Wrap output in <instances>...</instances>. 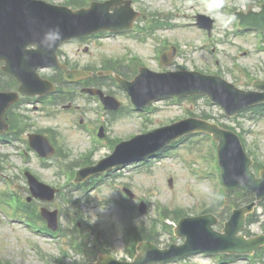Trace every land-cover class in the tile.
<instances>
[{"label": "rangeland", "instance_id": "rangeland-1", "mask_svg": "<svg viewBox=\"0 0 264 264\" xmlns=\"http://www.w3.org/2000/svg\"><path fill=\"white\" fill-rule=\"evenodd\" d=\"M51 3L64 5L66 0H46ZM256 0H233V3H238L241 7H255ZM151 8H157L162 5L163 10L170 11L174 16L173 23L180 26L185 21L183 15H177L168 1H145ZM259 2V1H258ZM153 10V9H152ZM180 14L182 11H180ZM226 21V19H223ZM221 28L219 35L216 38L225 39L226 43H212V46H204L205 36L194 29L193 27L177 28L168 38L172 43L179 45L182 56L178 60L176 66H184L186 69H197L203 72L217 73L219 72L214 65H212L211 55L209 54L211 48L215 46L218 50V55L221 58V66L223 71L219 72L228 81L236 84L241 89H251V81L245 75L246 69L252 75H263L264 56L257 54L254 51V37L248 35L245 38L235 37L229 26L224 24L217 25V31ZM215 38V39H216ZM89 48H95L93 53L88 56L80 57L76 62L83 66L99 67L105 59H113L118 66V61L129 56L127 49L137 52L141 57L143 63L150 68L157 70L159 67L155 55L154 42L137 43L125 37H117L116 39H109L106 41H92L88 44ZM83 44H69L65 46L64 52L72 56L76 51L74 48H84ZM203 48V49H200ZM243 52L252 54L247 58H243ZM236 57L237 66L232 65L236 63L233 58ZM131 58V57H129ZM238 59V60H237ZM124 66V65H123ZM127 64H125V67ZM174 69H178L175 67ZM114 92L115 96L123 105L121 114L108 112L105 114L107 127L110 131L111 140H126L133 135L144 133V130H152L175 121L181 120L188 116L183 110L191 109L196 114L204 112L210 114L215 121L219 123L233 126L238 132L243 134L247 142V149L253 151L255 156L259 157L264 163V118L260 120L249 119L247 116L238 119V122L229 121L223 117L222 109L217 105L208 104L204 99L189 100L185 99L182 103H176L169 100L151 106V112L148 116L142 113L133 112L129 104V98L123 90H119L116 86H106V90ZM105 90V91H106ZM81 106L86 105L85 102L80 101ZM28 107L31 111L34 107ZM128 107V108H127ZM94 111L97 107L94 101H91L87 107ZM100 109V108H99ZM43 113H32L31 117L35 120L37 126L44 128L57 127L62 137L59 141L65 144L72 153L71 160H76L81 154L91 150L89 145V138L87 135L75 129V121L72 114L67 112H59L54 119L45 118L41 120ZM45 116V114H44ZM95 117L92 113V118ZM99 119V118H98ZM100 120V119H99ZM207 138L204 136H192L185 141L181 146L170 150V153L162 160H156L148 165V167L133 169L127 168L115 174V177H110L107 182L101 183L96 188H87L79 191L73 190V187H67L63 191L64 194L59 195L57 200L52 204L35 203L39 211L42 206L48 207L51 210L59 211L60 226L63 231L57 235L58 244L48 240L47 238H38L30 233L28 229L23 226L22 219L18 223L10 225L0 216V260H5L11 264H83L86 261H93V257L98 253H105L103 247L97 249L96 247H87L83 252L76 251L71 247V243L64 238L77 237L86 243L85 238L89 240L88 244L95 242L98 238L96 232L101 230L104 233L103 237L111 243L104 249L109 250V255L114 256L120 261H132L127 252L126 244L124 242V232L128 228L139 227L140 225H150L152 221L159 217L158 210L161 207L173 210L175 208H182L189 216H199L211 204L215 203L219 197H216L219 192V186L214 185L213 182L205 178L198 179L191 168L183 162L184 157H190L188 163L196 164L197 167L203 166V170L216 181L219 168L217 165L216 147L211 142H205ZM195 146V147H193ZM196 149V150H195ZM110 152L109 147L100 149L95 159L102 158ZM196 156V157H195ZM194 158V159H192ZM18 160H15L17 166ZM201 165V166H200ZM206 166V167H204ZM199 168L193 171H199ZM58 169L55 167L50 170H43V182L51 186L63 185L66 178L57 176ZM19 173L17 170L11 174ZM120 173V174H119ZM11 177L14 178L13 175ZM173 178V188L169 187V179ZM12 181V179H9ZM12 182L23 186L25 189L28 185L21 178H16ZM128 185L130 189L136 194L135 200L125 199L122 188ZM3 182H0V191H4ZM18 191V190H17ZM19 193V192H18ZM23 194V192H20ZM28 194H23L26 196ZM140 200L145 201L149 208V214L144 217H139L136 210L140 204ZM124 202V204H121ZM11 203H13L11 201ZM16 209V206H15ZM83 227L76 229L75 215ZM260 220H264V210L258 211ZM13 215V214H12ZM8 217H12L8 215ZM166 229L158 230L157 245L162 248H168L172 243L181 244L184 239H176L173 233H168L169 227H175L177 221L169 219L165 221ZM65 226H69L72 231L67 233ZM40 227V226H39ZM70 235V236H69ZM30 240H35V250L31 249L29 245ZM104 244L105 240H104ZM93 251V252H92ZM92 252V254H91ZM95 253V255L93 254ZM62 260L59 261V260ZM202 258L192 257L185 262H177L170 264H200ZM210 263V259H204ZM85 261V262H84ZM87 264V263H85ZM211 264H218L216 260H212ZM235 264H250L247 261H239Z\"/></svg>", "mask_w": 264, "mask_h": 264}, {"label": "water", "instance_id": "water-1", "mask_svg": "<svg viewBox=\"0 0 264 264\" xmlns=\"http://www.w3.org/2000/svg\"><path fill=\"white\" fill-rule=\"evenodd\" d=\"M100 9V12H97L95 9L74 14L65 9L49 7L32 0H0V60L6 62L7 68L5 70L23 83L22 91L24 93L30 96L43 95V84L39 81L36 72L40 68L56 65L55 55L63 42L102 30H121L126 27L120 23L105 21L110 17L109 8L101 7ZM95 15L97 17L100 15L96 23L85 28L86 24L93 23ZM116 18H120L119 13ZM56 29H58V32L54 31ZM31 45L37 46V50L28 51L27 48ZM167 76L172 75H161L158 78L163 79ZM192 76L203 81L202 93L210 95L213 99L221 100L209 82L211 79L198 74H193ZM123 85L130 90L128 85ZM141 89L139 90L141 91ZM133 92L137 104L141 106L137 93L134 90ZM198 92H187V94ZM234 93L242 96L243 100L249 98L248 104L245 106L259 102L256 100L260 95L237 92L232 88L230 94L237 103L240 102V99ZM180 94L182 93L163 90L154 99ZM224 101L229 114H235L241 109L232 100L225 99ZM213 130L215 137L221 141V164L226 191L242 189L246 192H256L258 199H262L264 197V173H262L261 180L256 179L249 172L251 162L244 155L238 139L230 133H223L218 129ZM162 132H165V130L138 137L132 142L122 145L117 155L111 159L114 160L106 166L107 168L104 167L103 171L131 160H138L152 155L181 135V132H173L159 137L158 134ZM121 153L123 155L120 158ZM36 195L46 198L44 195ZM47 198L51 199L52 196ZM255 205L253 204L250 207L235 212L233 221L227 224L225 235L214 233L211 226L215 222H211L207 218L190 221L189 224L186 223V231L178 233V235L187 236V244L190 243L192 248L189 252L178 256L202 251H209L211 253L225 252L224 249L229 248L225 240L232 242V245L235 246V249L230 253H252L254 249L264 244L262 243L264 237L245 241L242 237L238 236V233L242 228L245 216L253 211ZM235 219L238 220L236 224L234 223ZM141 250L145 253L140 251V255L134 264H147L152 261V257L147 255L148 251L146 248H142ZM174 257H177V255L161 256L153 261H166Z\"/></svg>", "mask_w": 264, "mask_h": 264}, {"label": "trees", "instance_id": "trees-1", "mask_svg": "<svg viewBox=\"0 0 264 264\" xmlns=\"http://www.w3.org/2000/svg\"><path fill=\"white\" fill-rule=\"evenodd\" d=\"M242 197H244V199L247 200V201H248V200H250V201L253 200V197L250 196V195H243ZM243 201H244V200H243Z\"/></svg>", "mask_w": 264, "mask_h": 264}, {"label": "clouds", "instance_id": "clouds-1", "mask_svg": "<svg viewBox=\"0 0 264 264\" xmlns=\"http://www.w3.org/2000/svg\"><path fill=\"white\" fill-rule=\"evenodd\" d=\"M54 31H57L58 32V29L54 30Z\"/></svg>", "mask_w": 264, "mask_h": 264}]
</instances>
